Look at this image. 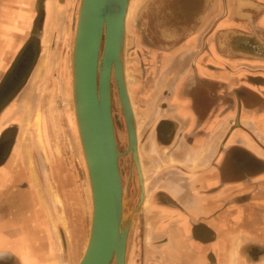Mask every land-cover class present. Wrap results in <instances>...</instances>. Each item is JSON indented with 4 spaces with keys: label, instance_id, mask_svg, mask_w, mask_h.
I'll list each match as a JSON object with an SVG mask.
<instances>
[{
    "label": "crops",
    "instance_id": "crops-1",
    "mask_svg": "<svg viewBox=\"0 0 264 264\" xmlns=\"http://www.w3.org/2000/svg\"><path fill=\"white\" fill-rule=\"evenodd\" d=\"M197 1L189 15L205 22L179 36L186 41L163 71L172 81L143 87L144 204L158 235L140 240L144 251L131 247L127 264H264V0ZM77 8V0H0V264H78V239L87 241L62 162L33 150L34 164L19 142L22 99L29 94L33 112L41 81L30 82L56 34L71 36Z\"/></svg>",
    "mask_w": 264,
    "mask_h": 264
},
{
    "label": "water",
    "instance_id": "water-1",
    "mask_svg": "<svg viewBox=\"0 0 264 264\" xmlns=\"http://www.w3.org/2000/svg\"><path fill=\"white\" fill-rule=\"evenodd\" d=\"M77 1L71 30L72 96L93 203L78 264H127L135 224L133 217L126 216L120 165L124 153L131 155L142 184L140 202L145 197L138 126L123 62L131 0ZM112 83L125 118L128 146L124 152L120 151L115 129Z\"/></svg>",
    "mask_w": 264,
    "mask_h": 264
},
{
    "label": "rangeland",
    "instance_id": "rangeland-1",
    "mask_svg": "<svg viewBox=\"0 0 264 264\" xmlns=\"http://www.w3.org/2000/svg\"><path fill=\"white\" fill-rule=\"evenodd\" d=\"M130 2L123 49V62L127 87L132 89V93L135 91V98L137 97L138 100L133 99L136 110V122L140 123L141 127L139 130L141 132V138H143L144 131L142 122H145L147 119L143 115H145L144 113L146 111H144V109H146L148 105L143 104L142 94L145 93V89H143L146 82L145 76L151 75L150 72H148L150 68L148 56H155V58H157V56L160 57L166 53L170 54L171 52H166V50H171V48L186 40L164 38V33L162 34L161 32L168 29L172 30L175 26L180 24L181 18L177 16L174 17L173 14L174 12L177 14V11L181 9L179 8L180 0H177L175 3H173L172 0H131ZM58 7L60 8V5H58ZM190 18V16L185 19L182 18V23L185 22V20L189 21ZM203 18L204 13H201L198 18L200 30L205 22ZM72 21L73 20H71L70 33L72 30ZM71 42V36L69 38H60L59 35L56 34L52 44L51 42L48 44L50 48L48 55L51 58L53 54V61L49 63L50 58L48 56V66L42 76L39 80L33 78V80H36V83L41 81L37 94H33L34 98L35 96L38 98L35 110L31 112L30 101L28 105L24 101L22 102V104L24 103V108L21 112V118L18 120L23 133L19 142L21 143L20 145H22L24 141L27 142L26 146H29L27 147V149L29 148L27 151L30 157H32L34 164L35 152L33 153V150H36V152L38 151L41 157L43 155L47 164L51 163L50 159H53L55 163L62 162L59 167H62L63 164L67 174L66 176L70 178L64 192H66L72 213H75L74 215L76 217L74 218L77 220H79L80 217L83 218L84 221H82V223L83 226L85 225L86 227L88 237L90 228V209L92 207L90 185L85 161L80 148L76 124L70 119L71 110H73V96H71V91L69 92L66 89V83H68L67 78L71 77L72 74ZM175 43L178 44L175 45ZM39 45L40 49H42L41 44ZM53 48L54 50L51 51ZM159 62L161 63V61ZM158 73L159 69L157 74ZM33 75L34 74H32V76ZM161 75L164 78L169 77L172 79L170 76L165 77L163 72H161ZM32 76L30 81L32 80ZM46 79L49 82H45ZM148 83L149 82H147V85ZM116 96L117 95H114L113 91L115 129L120 151L124 152L128 146L126 124L121 104L117 102ZM30 117H33V119ZM40 131L43 136V141L39 138ZM120 165L126 198V216L129 215L133 217V224H135L134 232L131 235V247H134V245L138 243L140 246H138L137 249L144 251L145 247L143 244L145 243H141L140 240L152 238L154 234L158 235L157 231H150L147 229L149 227L147 224L150 223L151 220L153 221L158 218L157 216L148 214L150 207L149 201H147L146 204H144V201L140 202L142 184L131 155L128 153L121 155ZM59 167L57 168L58 170ZM66 208L67 204L62 200L60 212H57L62 218L65 226H67ZM83 209L85 211L84 213ZM156 237L158 238V236ZM78 240L80 243L79 247L86 244V242L80 239ZM148 249H150V246ZM0 257L5 258L6 255L0 254Z\"/></svg>",
    "mask_w": 264,
    "mask_h": 264
},
{
    "label": "flooded vegetation",
    "instance_id": "flooded-vegetation-1",
    "mask_svg": "<svg viewBox=\"0 0 264 264\" xmlns=\"http://www.w3.org/2000/svg\"><path fill=\"white\" fill-rule=\"evenodd\" d=\"M172 2L175 3V2H177V0H174V1L172 0ZM192 2H198V1L197 0H180L179 8H181V9L177 11V14L175 12L173 14H174V17H176V16L180 17L181 22L179 25L175 26V28L172 30L168 29V30L161 31L162 33H164V36H163L164 38L180 39L179 36L182 34V31H187L188 29H190L191 23H194V20L200 17V15L199 16L198 15H195V16L189 15V11H192ZM188 16L191 17L190 20L189 21L185 20V22L182 23V18L185 19ZM165 32H166V34H165ZM178 43H175V45ZM178 45L171 48V50H166V52H171L172 54H173V52H177ZM168 57H169V54H167V53L161 55L160 57L157 56V58H155V56H148V60L150 61V64H149L150 68H149L148 72H150L151 75L145 76L146 82H145L144 87H146L147 82L150 83V82H160V81L161 82H171L172 81V79L167 77V76H165L167 78L161 77L162 76L161 72L165 71L166 66L168 64V60H167ZM159 61H161V63ZM158 69H159V73H158L159 75L157 74ZM16 74H18V73L16 72ZM16 74H15V76L10 77V79H15V77H18ZM156 74H157V76H156ZM132 98L134 100H136L135 97H133V95H132ZM134 100H133V103H134ZM2 105H4V103ZM2 107L3 106H1L0 109Z\"/></svg>",
    "mask_w": 264,
    "mask_h": 264
},
{
    "label": "bare ground",
    "instance_id": "bare-ground-1",
    "mask_svg": "<svg viewBox=\"0 0 264 264\" xmlns=\"http://www.w3.org/2000/svg\"><path fill=\"white\" fill-rule=\"evenodd\" d=\"M130 4H131V2H130ZM130 4H129V8H128V12H127V18H126V24H127V21H128V16H129V11H130ZM161 23V22H160ZM159 23V24H160ZM164 24V23H163ZM160 31V30H159ZM104 33H105V31H104ZM163 34V33H162ZM165 34H166V32H165ZM49 42V40H47V43ZM92 45L90 44V47H91ZM49 47H48V45L45 47V51H44V57L43 58H45V59H41L40 60V62H39V64H38V67H37V76H36V80H39V78L42 76V74H43V72H44V69H46V67L48 66V62H47V58H48V51H49ZM49 58H50V56H49ZM67 82L68 83H66V89H67V91H71V96H72V94H73V85H74V81H73V67H72V74H71V77H69V78H67ZM99 82V81H98ZM35 83L36 82H31L30 83V88H33V86L35 85ZM113 83H112V99H113ZM128 93H129V96H130V101H131V104H132V100H131V95H130V89H129V87H128ZM28 95L29 94H27V95H25L24 96V98L22 99V101H24L25 103H27V105L29 104V100L27 99L28 98ZM119 103V102H118ZM132 107H133V104H132ZM73 110H71L72 112H71V120H72V122H74L75 124H76V128H77V133H78V136H79V140H80V148H81V151H82V154H83V158H84V161H86L85 160V156H84V153H83V146H82V142H81V135H80V131H79V128H78V123H77V116H76V113H75V109H74V107L72 108ZM133 110H134V108H133ZM135 114V113H134ZM136 117V116H135ZM137 134H138V130H137ZM39 138L41 139V141H43V136H42V133H41V131L39 132ZM26 144H27V142H23V144H22V146L24 147V148H27V147H29L28 145L26 146ZM19 149H20V146H19ZM27 150H29V148L27 149ZM25 152V151H24ZM28 152V151H27ZM20 153V152H19ZM138 153H139V137H138ZM139 158H140V153H139ZM140 164H141V162H140ZM142 168V167H141ZM33 174H34V179H35V181H36V184H37V186L39 185L38 184V180H37V177H36V172H35V170L33 171ZM142 174H143V171H142ZM143 176H144V174H143ZM144 185H145V181H144ZM38 187H40V186H38ZM51 192H52V195H53V197H54V200H55V203H56V205L57 206H60V208H61V204H62V200H61V198H60V196H59V194L57 193V191L52 187L51 188ZM90 192H91V202H92V191H91V188H90ZM144 199H145V197H144ZM92 207H93V203H92ZM55 220L54 219H52V222L53 223H55L54 222Z\"/></svg>",
    "mask_w": 264,
    "mask_h": 264
}]
</instances>
